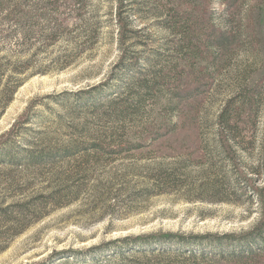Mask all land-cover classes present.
<instances>
[{
	"label": "rangeland",
	"instance_id": "obj_1",
	"mask_svg": "<svg viewBox=\"0 0 264 264\" xmlns=\"http://www.w3.org/2000/svg\"><path fill=\"white\" fill-rule=\"evenodd\" d=\"M54 1L56 12L50 5ZM81 1L77 18V0H26L32 45L19 50L17 60L12 53L17 38L0 53L12 63L31 60L37 68L33 76L21 77L7 105L0 97V143L7 141L1 156L69 152L41 170L12 169L0 160V185L12 174L25 184L32 177L35 187L24 199L47 185L71 202L14 239L0 253V264H160L158 252L149 250L164 249L172 241L137 245L122 256L107 246L171 235L179 244L204 236L224 242L230 235L252 233L261 218L260 205L247 189L237 194L236 172L221 153L216 131L223 105L243 106L234 160L261 186L264 0H126L121 16L139 31L124 48L138 59L139 88L117 66V0ZM232 1V9L225 7ZM17 3L0 0V41L14 23ZM205 4L206 16L201 11ZM172 17L178 32L195 30L189 42L164 30ZM48 18L63 22L65 31L57 43L43 48ZM202 20L223 32L219 48L209 45L207 54L196 49L203 43ZM115 87L120 99L114 106L129 110L121 118L109 107L113 96L104 97ZM258 88L249 111L244 101ZM179 103L182 109H173ZM175 124V131L150 141L155 130ZM140 246L147 251L133 253Z\"/></svg>",
	"mask_w": 264,
	"mask_h": 264
},
{
	"label": "trees",
	"instance_id": "obj_2",
	"mask_svg": "<svg viewBox=\"0 0 264 264\" xmlns=\"http://www.w3.org/2000/svg\"><path fill=\"white\" fill-rule=\"evenodd\" d=\"M15 1H18V3L15 5L16 7L13 15L14 23L4 33V37L0 41V53L4 51V44H6L7 41L17 38L14 44V46L17 47V50L12 51L13 56L17 60L21 57L19 50H23L24 47L32 45L30 42L32 33L26 30V21L28 19V13L25 12L26 0ZM77 2L80 3L81 6H79L78 9L73 12L74 14H72L73 17L79 18V13L83 10V7L81 0H77ZM125 2L126 0H117L118 8L117 14L115 16L117 29L116 39L118 48L121 51V58L117 63V66L121 67L120 69L126 72L128 82L139 88L141 87L140 85H142L141 83L143 77L139 73L138 59L136 56H134V54H127V50L124 48L127 40L130 39V35L135 36L139 30H132L129 24H126V22L123 20L121 15ZM177 4L180 3L175 2L174 5L177 6ZM50 5L52 6V11L56 12L58 9L56 1ZM234 5L235 1H232V3L230 2V4L225 7H230V9H232ZM207 7L208 6L205 4L204 9H201L204 16L209 15V13L206 14ZM39 11V9L36 10L37 13H42ZM39 16V18H44L43 14H40ZM177 18L172 17V20H170L167 25L163 26L164 30L178 32L179 25L176 23ZM45 21L46 26L42 32L48 34L42 36L41 46L43 48L57 43L61 39L60 37L63 31H65L63 22L58 21L55 18H48L45 19ZM202 23L203 43L199 47H196V49L201 53L207 54L209 45H211L212 48H219L218 40H220L223 36V32L216 30L213 26L207 24L206 21L204 23V20H202ZM178 33L181 35L183 40L185 39L184 42H189V38L192 35L191 33H195V30H189V32L186 30ZM190 51L194 53L193 50ZM126 58L129 60V64H125ZM10 59L11 58L7 56L0 57V95L2 94L0 97L1 100L4 101V105H7L12 100L13 95L21 86L23 82V79L21 78L22 76L28 73H31L30 76H33L35 73H37V68H32L30 63L31 60H26L24 62L15 61L12 63ZM105 85L106 84L102 86ZM102 86L96 87L94 90H100ZM107 90L108 92L104 95V97L110 98L113 96L108 102L112 113L114 112L113 116L116 118H121L123 115L129 113L128 108L125 106H114V103L119 102L120 99L119 88L115 87L109 88ZM259 91L260 88L257 90L254 89L252 95L244 101V107L246 106L247 109L250 108L249 111H252V109L255 107L256 97H258ZM255 93L256 95H254ZM183 105L184 104L179 103L177 106H174L173 109H182ZM241 111H243V106L239 108H233L232 103H226L223 105L217 117L218 128L216 131V137L218 146L221 149V153L234 166L233 169L234 172H236L237 177V194L241 196L243 195V190L247 189L250 196H254L260 205L261 218L252 233L242 236L230 235L223 238L224 242H222L220 238L215 239L209 238V236H204L202 238H191L187 241L184 240L185 242H182L181 244H179L180 241H178L175 236L171 235L157 238L156 240L139 239L133 242L125 240L121 246H107L108 248H115L118 256H122L128 253L131 248L138 247L137 245L150 242L164 243L166 241H172L174 244H170V246H162L164 249L149 250L153 254L158 252L159 257L162 258L160 264H264V159L260 165L261 173L258 174V177L262 179V185L257 186L255 185L257 181H254L252 177L246 174L234 160V133L235 127L238 125L237 120L240 117L239 115ZM25 120H27V118L19 123H16L15 126ZM249 122L250 121L247 120V123ZM240 123L242 125L246 124L245 122ZM175 126L176 124L173 127H162L155 130L149 136L150 141H157L172 131H175ZM6 142L0 143V148L3 147V144ZM92 147H95V145ZM108 147H118L119 149H122L120 145H108ZM120 151L121 150L113 151L110 154H116ZM1 153L2 152L0 151V160L4 161L2 163L8 164L12 169L25 167L27 170L33 169L35 167H39L40 170L42 167H49L55 161V159L69 154V152L66 150H60L58 152H30L27 150L25 151V154L11 153L3 155L2 157ZM18 157H22V159L20 160ZM5 181L6 182L3 184L4 186L0 185V253H2L14 239L24 233L30 226L48 216L50 212L53 211V209L62 208L71 203L69 200H65V197H67L66 195L60 196L56 190H49L50 187L47 185L44 186V188H38L39 190L36 194L33 196L29 195L24 199V194L26 193L28 195L35 187V180L32 177L27 179L26 184L23 182V179L20 181L19 177H15L14 174H12V176L5 177ZM47 184L50 183L48 182ZM17 197L21 198L16 200ZM191 243H194L195 246H193ZM111 244L116 243H108V245ZM146 251L147 250L144 247L140 246L139 248L135 249L133 253L142 254Z\"/></svg>",
	"mask_w": 264,
	"mask_h": 264
}]
</instances>
